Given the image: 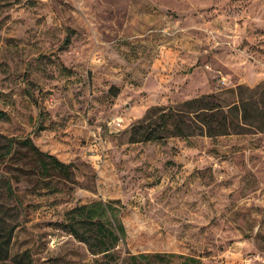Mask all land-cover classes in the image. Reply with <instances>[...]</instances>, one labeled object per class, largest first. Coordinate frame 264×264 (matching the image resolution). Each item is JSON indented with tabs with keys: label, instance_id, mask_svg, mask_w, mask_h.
Masks as SVG:
<instances>
[{
	"label": "rangeland",
	"instance_id": "obj_1",
	"mask_svg": "<svg viewBox=\"0 0 264 264\" xmlns=\"http://www.w3.org/2000/svg\"><path fill=\"white\" fill-rule=\"evenodd\" d=\"M262 81L264 0H0V264H264V132L129 140L152 106ZM97 199L125 227L105 257L65 228Z\"/></svg>",
	"mask_w": 264,
	"mask_h": 264
},
{
	"label": "trees",
	"instance_id": "obj_2",
	"mask_svg": "<svg viewBox=\"0 0 264 264\" xmlns=\"http://www.w3.org/2000/svg\"><path fill=\"white\" fill-rule=\"evenodd\" d=\"M224 93L231 94L233 100L224 103ZM251 129L264 132V81L253 87L238 84L225 92L201 94L172 105L152 106L131 126L129 140L217 137L249 133ZM19 143L32 151L42 171L65 169L66 175H69V164L42 152L31 139L25 138ZM12 150L13 141L8 138L0 156H8ZM112 203L111 200L97 199L75 205L65 212V228L68 233L84 243L93 255H112L110 252L125 237V227L118 216V209ZM8 241L9 235L0 234V258Z\"/></svg>",
	"mask_w": 264,
	"mask_h": 264
}]
</instances>
